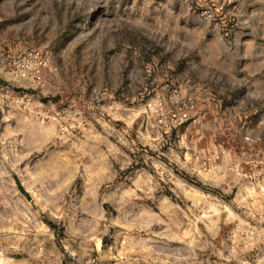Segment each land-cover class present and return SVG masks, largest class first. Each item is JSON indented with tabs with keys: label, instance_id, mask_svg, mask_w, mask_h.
<instances>
[{
	"label": "rangeland",
	"instance_id": "obj_1",
	"mask_svg": "<svg viewBox=\"0 0 264 264\" xmlns=\"http://www.w3.org/2000/svg\"><path fill=\"white\" fill-rule=\"evenodd\" d=\"M250 1L0 0V56L49 60L41 88L0 70V264H264ZM172 87L197 112L161 129L146 103Z\"/></svg>",
	"mask_w": 264,
	"mask_h": 264
},
{
	"label": "built area",
	"instance_id": "obj_2",
	"mask_svg": "<svg viewBox=\"0 0 264 264\" xmlns=\"http://www.w3.org/2000/svg\"><path fill=\"white\" fill-rule=\"evenodd\" d=\"M48 67V58L36 50L14 54L7 52L0 56V70L28 81L34 88L43 86L45 71ZM146 107L161 129L180 127L192 122L197 112L196 100L192 96H184L178 87L170 88L164 97L150 99ZM247 140L252 141L250 138ZM218 159V157H209L204 164L206 167L218 168Z\"/></svg>",
	"mask_w": 264,
	"mask_h": 264
},
{
	"label": "crops",
	"instance_id": "obj_3",
	"mask_svg": "<svg viewBox=\"0 0 264 264\" xmlns=\"http://www.w3.org/2000/svg\"><path fill=\"white\" fill-rule=\"evenodd\" d=\"M249 6L251 7V8H261V9H263L262 11H264V0H252V1H250L249 2ZM257 9H255V11L257 12L258 10ZM252 19H264V15L261 17V18H259V17H257V18H252ZM249 35H243V36H241V37H239V39H236L237 41H238V44H240V47H241V50L243 51V53H245L244 55L246 56V54H247V46H249V44H248V42L251 40L249 37H248ZM222 40H223V38H217L216 39V41H215V45L216 46H214L212 43H208V42H206V41H204L205 42V44L207 45V47H203V51H200V54H201V56H203V57H205V60L206 61H208L207 59H209V58H212L213 57V55L215 54V47H217L218 45V43H220V44H223V42H222ZM262 48V47H261ZM259 50H261V53H263L264 52V50L263 49H259ZM205 61V63H206V66H208V63ZM223 65L224 66H229V67H224V69H222V70H219L218 68H217V71H222V72H225L226 74H228V73H230V70H231V66H230V64L228 63V62H224L223 63ZM257 66L259 67V69L260 70H263L264 69V59H260L258 62H257ZM208 68H209V66H208ZM261 72H263L264 73V71H261ZM215 73H216V71H215ZM231 174V173H230Z\"/></svg>",
	"mask_w": 264,
	"mask_h": 264
},
{
	"label": "bare ground",
	"instance_id": "obj_4",
	"mask_svg": "<svg viewBox=\"0 0 264 264\" xmlns=\"http://www.w3.org/2000/svg\"><path fill=\"white\" fill-rule=\"evenodd\" d=\"M184 188V187H183ZM184 191L186 192V194L193 199L195 202L200 201L201 197L199 196L198 192L196 190L193 189H186L184 188Z\"/></svg>",
	"mask_w": 264,
	"mask_h": 264
},
{
	"label": "water",
	"instance_id": "obj_5",
	"mask_svg": "<svg viewBox=\"0 0 264 264\" xmlns=\"http://www.w3.org/2000/svg\"><path fill=\"white\" fill-rule=\"evenodd\" d=\"M20 189H21V191H22L24 194L27 195V193L22 189L21 185H20Z\"/></svg>",
	"mask_w": 264,
	"mask_h": 264
},
{
	"label": "trees",
	"instance_id": "obj_6",
	"mask_svg": "<svg viewBox=\"0 0 264 264\" xmlns=\"http://www.w3.org/2000/svg\"><path fill=\"white\" fill-rule=\"evenodd\" d=\"M6 52H3V54H5Z\"/></svg>",
	"mask_w": 264,
	"mask_h": 264
}]
</instances>
